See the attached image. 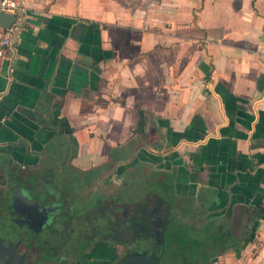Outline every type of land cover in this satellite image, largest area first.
Here are the masks:
<instances>
[{
	"label": "crops",
	"instance_id": "crops-1",
	"mask_svg": "<svg viewBox=\"0 0 264 264\" xmlns=\"http://www.w3.org/2000/svg\"><path fill=\"white\" fill-rule=\"evenodd\" d=\"M25 9L0 58V155L100 188L159 173L178 217L236 237L209 264H264V0ZM114 255L100 245L76 264Z\"/></svg>",
	"mask_w": 264,
	"mask_h": 264
},
{
	"label": "flooded vegetation",
	"instance_id": "flooded-vegetation-1",
	"mask_svg": "<svg viewBox=\"0 0 264 264\" xmlns=\"http://www.w3.org/2000/svg\"><path fill=\"white\" fill-rule=\"evenodd\" d=\"M19 172L12 185L19 184L42 204L58 206L53 222L40 231L35 223L36 236H30L28 246L18 245L19 252L25 253L27 264H76L100 245L115 253L105 264H116L134 251L159 255L152 231L157 223L147 214L153 207H142V203L141 212L135 215L131 206L126 204L135 197L134 174L120 184L108 183L100 188L98 182L91 181L92 175L80 174L65 165L51 168V171L19 169ZM144 172L140 179L145 186ZM31 173L35 174V180H32ZM73 180L77 182L74 187ZM121 191H125V197L120 195Z\"/></svg>",
	"mask_w": 264,
	"mask_h": 264
},
{
	"label": "trees",
	"instance_id": "trees-1",
	"mask_svg": "<svg viewBox=\"0 0 264 264\" xmlns=\"http://www.w3.org/2000/svg\"><path fill=\"white\" fill-rule=\"evenodd\" d=\"M20 165L13 157L0 155V185L4 188L0 190V225L6 218V208L10 203L9 193L12 183L18 179ZM35 174H38L37 172ZM35 174L31 173L32 180H35ZM147 183H142V179L135 180V197L133 201L126 204L131 206L135 215L141 212L142 202H147L149 208L154 207L159 200L167 203L169 197V185L166 179L159 173L154 177L152 174ZM145 181V182H146ZM146 188H149L147 191ZM120 195L125 197V191H121ZM167 217L162 234V241L158 243L154 241L155 247L159 249V264H209L212 258L219 255V251L227 248L225 245L228 236L231 243L235 240V236L222 234L219 227L216 232L206 223L203 227H199L191 222H185L178 217V212H173V206L168 203ZM47 257V256H44ZM51 257L47 258L50 259Z\"/></svg>",
	"mask_w": 264,
	"mask_h": 264
},
{
	"label": "water",
	"instance_id": "water-1",
	"mask_svg": "<svg viewBox=\"0 0 264 264\" xmlns=\"http://www.w3.org/2000/svg\"><path fill=\"white\" fill-rule=\"evenodd\" d=\"M16 15L0 11V27L9 29L16 22ZM11 200L6 208V218L0 225V264H27L25 253L19 252L18 245H29L30 236L47 226L58 206L45 205L34 199L29 191L19 184H14L9 193ZM145 213V208L143 209ZM167 207L159 200L157 205L148 212L151 221L157 223L152 229L157 241H162L163 226ZM156 217V219H154ZM35 223L38 231L34 229ZM157 254L134 251L122 257L116 264H158Z\"/></svg>",
	"mask_w": 264,
	"mask_h": 264
},
{
	"label": "built area",
	"instance_id": "built-area-1",
	"mask_svg": "<svg viewBox=\"0 0 264 264\" xmlns=\"http://www.w3.org/2000/svg\"><path fill=\"white\" fill-rule=\"evenodd\" d=\"M25 0H0V11L16 15V22L9 29L0 27V58L6 57L7 51L15 44V37L20 24L24 21Z\"/></svg>",
	"mask_w": 264,
	"mask_h": 264
},
{
	"label": "rangeland",
	"instance_id": "rangeland-1",
	"mask_svg": "<svg viewBox=\"0 0 264 264\" xmlns=\"http://www.w3.org/2000/svg\"><path fill=\"white\" fill-rule=\"evenodd\" d=\"M147 179H149V178H147ZM75 185H77V182H76V180H73L72 181V186L74 187ZM2 189H4V188L0 185V190H2ZM146 190L148 191L149 188H146ZM56 213H57V211H53L54 215H53V217L51 219V222H53V220L55 219Z\"/></svg>",
	"mask_w": 264,
	"mask_h": 264
}]
</instances>
